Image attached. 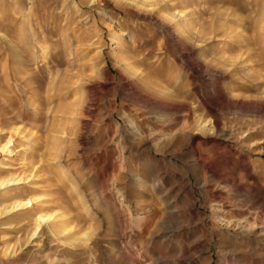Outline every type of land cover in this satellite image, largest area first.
Returning <instances> with one entry per match:
<instances>
[{"label":"rangeland","instance_id":"1","mask_svg":"<svg viewBox=\"0 0 264 264\" xmlns=\"http://www.w3.org/2000/svg\"><path fill=\"white\" fill-rule=\"evenodd\" d=\"M0 165V264H264V0H0Z\"/></svg>","mask_w":264,"mask_h":264},{"label":"bare ground","instance_id":"2","mask_svg":"<svg viewBox=\"0 0 264 264\" xmlns=\"http://www.w3.org/2000/svg\"><path fill=\"white\" fill-rule=\"evenodd\" d=\"M46 54H44L45 56ZM1 166V165H0ZM2 168V167H1ZM14 182L13 179H0V188L1 186H4L3 189H0L3 196H6L10 192L9 182ZM17 206H20V204H17ZM46 217V221L48 222L45 226V230L42 229V234L39 236V238H42L43 236H46L47 239H56L59 240V238L63 237L64 242H77L78 244H84L88 241V236L83 233L80 234L79 232L70 234L69 225L66 221L62 220L61 218L53 217L52 215H38L34 221L38 219H44ZM28 216H19V219L21 222L27 220ZM51 219V220H50ZM50 221V222H49ZM218 223V222H217ZM38 227V224L36 225ZM88 233V232H87ZM62 264V263H61Z\"/></svg>","mask_w":264,"mask_h":264}]
</instances>
